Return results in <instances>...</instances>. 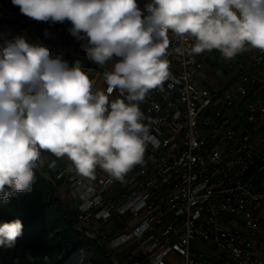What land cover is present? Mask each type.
<instances>
[{
  "label": "built area",
  "instance_id": "2783aa9c",
  "mask_svg": "<svg viewBox=\"0 0 264 264\" xmlns=\"http://www.w3.org/2000/svg\"><path fill=\"white\" fill-rule=\"evenodd\" d=\"M9 9L0 0V19ZM18 26L0 29V46L18 36ZM169 39L170 77L140 104L154 140L123 182L100 168L82 177L47 151L34 172L65 192L77 222L90 227L88 237L104 245L112 264H264V52L193 56L191 42ZM50 50L69 67L79 62L95 88L107 89L110 67ZM210 55L228 69L214 88L195 75ZM100 226L106 232L98 233Z\"/></svg>",
  "mask_w": 264,
  "mask_h": 264
},
{
  "label": "clouds",
  "instance_id": "9594fccd",
  "mask_svg": "<svg viewBox=\"0 0 264 264\" xmlns=\"http://www.w3.org/2000/svg\"><path fill=\"white\" fill-rule=\"evenodd\" d=\"M34 20L70 22L69 33L101 68L94 81L76 62L69 67L42 43L17 36L0 46V198L31 192L41 152L67 158L75 172L97 168L123 182L143 162L154 137L140 104L170 77L169 33L187 52L216 50L225 60L264 52V0H11ZM45 38L52 36L45 30ZM181 51V49H177ZM116 99H110L113 92ZM23 234L20 219L0 223V246Z\"/></svg>",
  "mask_w": 264,
  "mask_h": 264
},
{
  "label": "trees",
  "instance_id": "16d2710c",
  "mask_svg": "<svg viewBox=\"0 0 264 264\" xmlns=\"http://www.w3.org/2000/svg\"><path fill=\"white\" fill-rule=\"evenodd\" d=\"M35 175L31 192L16 193L8 202L0 198V223L15 219L23 223L15 245L0 246V264L12 252L20 257L16 263L11 258L10 264H77L90 249L112 264L101 244L79 228L74 210L68 205L65 209L56 195L58 186Z\"/></svg>",
  "mask_w": 264,
  "mask_h": 264
},
{
  "label": "rangeland",
  "instance_id": "374dc122",
  "mask_svg": "<svg viewBox=\"0 0 264 264\" xmlns=\"http://www.w3.org/2000/svg\"><path fill=\"white\" fill-rule=\"evenodd\" d=\"M5 1L10 7V9L2 13L1 19L2 18L4 19L2 22H0V29L2 28L5 29L6 27L16 24V25H19L18 26L19 27L18 36H24L27 40H33L36 38L38 39V43H42L49 49L75 51L77 53H80L81 55L86 56V53L81 48V44L84 42L78 41L68 31V29L71 27L70 22H65L63 24L55 23V24L50 25L47 22L37 21V20H34L32 18H29L23 15L20 12L19 7L13 5L11 0H5ZM137 2H138V5L143 9L144 6L150 2V0H137ZM18 18L22 20L23 25L19 24ZM46 29L49 33L52 34V36H50L49 38H45L44 33ZM220 63L222 67L224 68V70L227 71L228 70L227 66L223 63V61H220ZM106 66L111 68V62H109V64ZM196 74L197 73H195V75ZM56 195L59 197V200H61L65 209H68L67 204H66V198H65L66 194L63 190L60 189V187L59 189L56 188ZM78 226L84 232L88 233V230L90 228L88 227V225L78 223ZM100 227H98L97 229H100ZM103 227H101V230H98V233L106 232V229ZM90 235L92 234L90 233ZM91 238H92V241L97 240L94 237H91ZM101 246L104 248V251H105L104 245L101 244ZM4 256H5V259L3 260V263L1 264H10L12 263V261L13 263H16L19 261V257H20L18 253H14V252H12L11 254L4 255ZM11 258L13 259L12 261L10 260ZM77 264H109V263L107 260L100 258L98 256H95L90 249L88 250L87 255L81 256Z\"/></svg>",
  "mask_w": 264,
  "mask_h": 264
},
{
  "label": "crops",
  "instance_id": "0c3cea01",
  "mask_svg": "<svg viewBox=\"0 0 264 264\" xmlns=\"http://www.w3.org/2000/svg\"><path fill=\"white\" fill-rule=\"evenodd\" d=\"M204 67L196 74V82L207 88H214L221 85L225 70L221 63L210 55L206 57Z\"/></svg>",
  "mask_w": 264,
  "mask_h": 264
}]
</instances>
